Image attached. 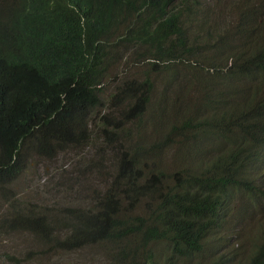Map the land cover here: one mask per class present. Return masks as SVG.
I'll use <instances>...</instances> for the list:
<instances>
[{
	"label": "trees",
	"instance_id": "1",
	"mask_svg": "<svg viewBox=\"0 0 264 264\" xmlns=\"http://www.w3.org/2000/svg\"><path fill=\"white\" fill-rule=\"evenodd\" d=\"M254 3L0 0V195L33 157L90 150L107 176L57 217L9 201L0 240L35 249L6 264H264Z\"/></svg>",
	"mask_w": 264,
	"mask_h": 264
},
{
	"label": "rangeland",
	"instance_id": "2",
	"mask_svg": "<svg viewBox=\"0 0 264 264\" xmlns=\"http://www.w3.org/2000/svg\"><path fill=\"white\" fill-rule=\"evenodd\" d=\"M252 6L254 9L264 10L260 9L257 3ZM221 8L225 14V8L223 6ZM100 146L103 147L104 144L100 142ZM101 152L100 150V153L95 157L99 156ZM92 154L93 152L90 150L82 155L77 151H71L58 154L54 159L31 158L25 170L11 185L14 196L12 197L8 193L5 197L0 195V214L6 209L10 210L9 201L11 203L13 200H17L18 206L23 210L26 207L33 208L49 217H57L60 209L75 205L79 198L90 194L87 191L89 186L91 189L99 188V184L106 179V175L94 176L93 172L85 168L86 160L82 157L88 159ZM11 213L12 211H10ZM31 248L35 249L32 238L28 234H19L3 241L0 240V264H6L1 257L2 252L9 253L11 251L19 256ZM49 259L52 264H77L72 257L65 256L64 253L55 257L51 256ZM81 263L84 264V261ZM43 264L45 263L43 262Z\"/></svg>",
	"mask_w": 264,
	"mask_h": 264
}]
</instances>
